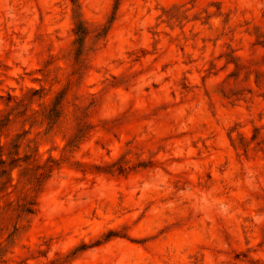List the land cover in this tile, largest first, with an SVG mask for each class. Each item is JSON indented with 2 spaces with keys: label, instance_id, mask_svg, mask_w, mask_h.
I'll return each instance as SVG.
<instances>
[{
  "label": "rangeland",
  "instance_id": "374dc122",
  "mask_svg": "<svg viewBox=\"0 0 264 264\" xmlns=\"http://www.w3.org/2000/svg\"><path fill=\"white\" fill-rule=\"evenodd\" d=\"M0 264H264V0H0Z\"/></svg>",
  "mask_w": 264,
  "mask_h": 264
}]
</instances>
